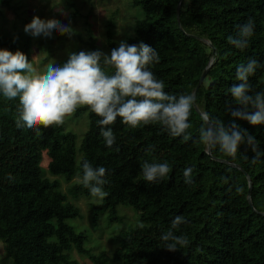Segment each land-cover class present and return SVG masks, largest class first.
I'll use <instances>...</instances> for the list:
<instances>
[{"label": "trees", "instance_id": "obj_1", "mask_svg": "<svg viewBox=\"0 0 264 264\" xmlns=\"http://www.w3.org/2000/svg\"><path fill=\"white\" fill-rule=\"evenodd\" d=\"M176 3L131 0L141 14L136 9L139 17L126 41L143 42L157 51L159 62L149 70L164 82L166 93L195 95L190 139L172 137L159 124L132 129L117 118L109 126L115 135L109 148L100 134V118L80 107L73 116L85 114L86 127L76 144V134L63 125L17 127L18 99L0 96V241L10 264H75L72 250L86 255L90 264H264V125L253 126L229 111L237 107L229 92L240 83L237 69L250 59L258 67L248 78L249 94L264 92V0H181L177 19ZM0 5L9 7L7 0ZM250 19L254 28L247 47L229 43ZM113 32V21L107 19L104 42L109 50L118 47ZM86 36L78 40L96 51L88 28ZM0 49L19 50L30 61L29 38L0 35ZM203 115L226 126L235 122L253 135L259 152L255 163L256 153L246 144L240 145L235 159L218 147L206 151L199 142ZM42 151L48 172L66 181L82 177L85 160L93 168L106 169V195L89 204L91 223L95 226L101 214L108 223L120 222L118 207H129L136 216L119 230L110 254L90 252L83 232L67 223L80 215L79 209L67 200L58 180L42 176ZM146 161L167 162L171 170L164 179L147 183L141 169ZM186 168L193 169L190 184L184 182ZM68 192L88 195L89 190L80 181ZM177 216L184 222L174 234L188 243L170 251L161 236Z\"/></svg>", "mask_w": 264, "mask_h": 264}, {"label": "clouds", "instance_id": "obj_2", "mask_svg": "<svg viewBox=\"0 0 264 264\" xmlns=\"http://www.w3.org/2000/svg\"><path fill=\"white\" fill-rule=\"evenodd\" d=\"M189 2V0H187ZM254 22L250 19L240 26L237 38L229 37V43L244 49L253 33ZM25 33L34 37L52 38L54 33L72 36L70 25L55 19L42 20L33 17L24 27ZM159 62L155 49L143 42L128 44L121 40L110 54L102 51H80L69 53L62 65L48 63L42 72H37L27 56L17 50L0 49V96L6 100H17V127L36 129L61 126L78 108L87 107L100 119L97 121L101 136L107 147L115 143V135L110 125L117 118L129 128L135 129L149 124H159L172 137L190 139L187 130L191 127L189 118L196 102L194 94L179 96L164 91V82L158 80L149 66ZM258 67L257 61L250 59L237 69L236 79L229 92L237 107H230L234 118L247 120L251 125H264V92L249 94L248 78ZM199 128V142L206 151L218 147L226 157L235 159L241 144L251 147L256 153L252 162L259 157L255 137L235 122L226 126L222 120L202 116ZM142 177L147 183H156L167 177L170 166L167 162H144ZM81 182L92 197L103 198L106 169L93 168L88 161L82 164ZM192 168L184 170V182H192ZM240 189H237L239 191ZM184 218L177 216L171 228L164 232L161 240L170 251L177 244L186 246L184 237L174 234ZM171 241V243H168Z\"/></svg>", "mask_w": 264, "mask_h": 264}, {"label": "rangeland", "instance_id": "obj_3", "mask_svg": "<svg viewBox=\"0 0 264 264\" xmlns=\"http://www.w3.org/2000/svg\"><path fill=\"white\" fill-rule=\"evenodd\" d=\"M9 7L0 5V35L4 37L20 36L31 40L30 61L37 72H42L48 63L62 65L67 61L69 53L88 51L87 47L78 39L85 40L86 29L95 39L96 48L99 51L110 54L111 50L105 45L104 31L107 19L113 21V42L116 46L121 40L133 35V26L138 20L135 7L131 6V0H7ZM137 12H141L137 9ZM33 17L42 20L55 19L62 24L70 25L75 34L60 35L54 33L52 38L34 37L25 33L24 27L30 23ZM264 84V75L261 78ZM64 129L76 134V144L81 139V133L86 127L85 114L66 117ZM47 156L42 151L40 160L41 174L49 179H56L59 188L67 196V200L78 207L80 215L68 219L67 223L76 231L85 235L84 246L90 252L97 253L101 250L110 254L117 246L116 236L119 230L136 221L133 210L129 207H118L121 221H105L102 214L94 226L91 223L90 203L98 202L100 198L78 193L72 196L68 189L73 183H79L81 176L76 175L70 181L64 180L59 175H52L46 168ZM3 243L0 241V264H10L2 256ZM70 258L75 264H90L86 255H81L72 250Z\"/></svg>", "mask_w": 264, "mask_h": 264}, {"label": "water", "instance_id": "obj_4", "mask_svg": "<svg viewBox=\"0 0 264 264\" xmlns=\"http://www.w3.org/2000/svg\"><path fill=\"white\" fill-rule=\"evenodd\" d=\"M180 2H181V0H177L176 6H175V17H176V19L178 18V11H179V5H180ZM205 71H206V70H204V71L200 74V76H199V78H198V80H197V83H196V85H195V87H194V90H195V89L199 86V84L201 83L202 78H203L204 75H205ZM249 189H250V187L248 186L247 193L249 192ZM248 204L251 206V203H250V202H248Z\"/></svg>", "mask_w": 264, "mask_h": 264}, {"label": "crops", "instance_id": "obj_5", "mask_svg": "<svg viewBox=\"0 0 264 264\" xmlns=\"http://www.w3.org/2000/svg\"><path fill=\"white\" fill-rule=\"evenodd\" d=\"M0 14L2 15V13L0 12Z\"/></svg>", "mask_w": 264, "mask_h": 264}]
</instances>
